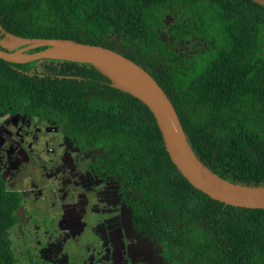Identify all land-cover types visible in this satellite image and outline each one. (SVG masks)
I'll return each mask as SVG.
<instances>
[{
	"label": "trees",
	"instance_id": "16d2710c",
	"mask_svg": "<svg viewBox=\"0 0 264 264\" xmlns=\"http://www.w3.org/2000/svg\"><path fill=\"white\" fill-rule=\"evenodd\" d=\"M0 24L17 36L70 39L133 60L165 90L209 169L235 184L264 186V6L0 0ZM164 30L174 42L196 38L205 47L181 56ZM13 107L57 122L80 145L103 148L98 167L121 178L135 227L161 244L165 264H264V209L227 206L191 185L171 161L149 108L113 88L93 64L0 59V113ZM9 195L0 181V236L14 219ZM10 255L0 244V264H11Z\"/></svg>",
	"mask_w": 264,
	"mask_h": 264
},
{
	"label": "flooded vegetation",
	"instance_id": "af4514ba",
	"mask_svg": "<svg viewBox=\"0 0 264 264\" xmlns=\"http://www.w3.org/2000/svg\"><path fill=\"white\" fill-rule=\"evenodd\" d=\"M8 34L14 33L0 24V41ZM0 50L7 51L1 46ZM56 134L63 137L64 145ZM103 153V148L80 145L69 131L41 115L14 112V107L0 113V181L11 194L9 206L14 211V219L4 222L0 236V244L11 252L8 262L63 264L54 251H49L51 242L60 233L69 240H81L88 230L94 240H104L103 250L98 252L92 242L85 244L86 252L65 264H86L89 256L101 262L112 234H108L109 217L99 219V214L115 213L113 204L106 200L110 197L102 196L103 185L112 180L116 183L118 208L128 206L124 196H130L119 176L98 167ZM131 220L135 232L154 240L135 227L133 216ZM128 245L124 241L122 249H111L109 264H132Z\"/></svg>",
	"mask_w": 264,
	"mask_h": 264
},
{
	"label": "water",
	"instance_id": "95a60500",
	"mask_svg": "<svg viewBox=\"0 0 264 264\" xmlns=\"http://www.w3.org/2000/svg\"><path fill=\"white\" fill-rule=\"evenodd\" d=\"M264 6V0H252ZM0 59L15 64L61 60L93 64L115 89L130 94L154 115L166 151L181 174L196 189L227 206L264 209V186L232 183L209 169L192 149L177 110L165 90L142 66L121 53L70 39L27 38L8 34L0 41ZM45 48L30 53L37 48Z\"/></svg>",
	"mask_w": 264,
	"mask_h": 264
},
{
	"label": "rangeland",
	"instance_id": "374dc122",
	"mask_svg": "<svg viewBox=\"0 0 264 264\" xmlns=\"http://www.w3.org/2000/svg\"><path fill=\"white\" fill-rule=\"evenodd\" d=\"M174 22L175 17H172L170 15L165 19V23L167 24V26L174 25ZM162 38L165 41L174 42L173 37L168 34L167 30H164V32L162 33ZM173 47L181 56L188 57L192 53L203 50L205 44L199 41V39L192 38L187 40H177L174 42ZM56 135L59 136L58 134ZM59 137L61 140L60 143L62 142L61 144L64 145L63 137ZM96 180L98 183L102 182V178H97ZM111 182L112 183L107 182V184L106 182L104 183L102 188V196H104L105 194L107 198L108 196L110 197V199L106 200H108L107 202L109 204H113V210L115 211V213H113L112 215H110L109 213H107V215L99 214V219H103V217L106 218L107 216L109 217L108 234H112L109 238L110 242H108V246L106 245L104 253L103 255H101V262L100 259L94 260L93 256H89L86 264H109L111 249H115L117 247L122 249L124 241H126V244L129 242V245L127 246L129 249H126V251L128 252V255L132 257V264H165L160 254L161 245L157 241L151 240L144 235H140L133 230L131 220L132 216L129 207H116L119 204V196L117 195L118 187L116 183L113 182V180ZM96 196L97 195L95 194V202H97ZM95 238L96 239L94 240V235L90 230L87 231V234L86 236H84V238H82L81 240L78 239L77 241H74L72 239L69 240V237L67 235L60 233L57 239H54L51 242L49 251H54L55 254L60 258L61 262L65 264L69 261H74L75 259L80 258L81 254H84L86 252V247L83 248L85 244L92 242L98 252L102 251L105 246L104 240L102 238ZM136 247H143L144 250L137 251V249H134Z\"/></svg>",
	"mask_w": 264,
	"mask_h": 264
}]
</instances>
